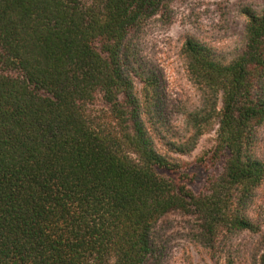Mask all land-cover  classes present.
I'll use <instances>...</instances> for the list:
<instances>
[{"label":"trees","instance_id":"trees-1","mask_svg":"<svg viewBox=\"0 0 264 264\" xmlns=\"http://www.w3.org/2000/svg\"><path fill=\"white\" fill-rule=\"evenodd\" d=\"M175 1L0 0V264H165L173 213L241 263L264 187V4H240L235 56L184 35L196 94L176 105L142 48ZM211 132L195 192L182 157Z\"/></svg>","mask_w":264,"mask_h":264},{"label":"rangeland","instance_id":"rangeland-1","mask_svg":"<svg viewBox=\"0 0 264 264\" xmlns=\"http://www.w3.org/2000/svg\"><path fill=\"white\" fill-rule=\"evenodd\" d=\"M242 3L261 5L264 0H176L172 4L170 24L152 22L146 29L143 51L159 65L176 105H190L196 94L179 56L184 35L201 36L223 54L235 56L243 43L245 20L238 13ZM214 137V132L203 135L194 151L182 157L190 163V186L195 192L204 189L209 171L199 159L213 148ZM262 190L257 203L260 205L259 233L242 234L232 241L231 250L241 256L240 264H264V187ZM192 218L173 213L163 219L170 240L165 264H222L219 256L213 257L197 241Z\"/></svg>","mask_w":264,"mask_h":264}]
</instances>
